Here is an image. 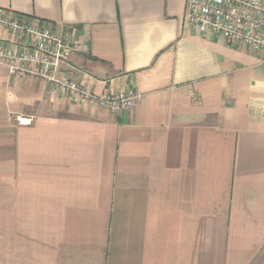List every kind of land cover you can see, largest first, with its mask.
I'll list each match as a JSON object with an SVG mask.
<instances>
[{
    "label": "crops",
    "instance_id": "obj_1",
    "mask_svg": "<svg viewBox=\"0 0 264 264\" xmlns=\"http://www.w3.org/2000/svg\"><path fill=\"white\" fill-rule=\"evenodd\" d=\"M186 0H0L81 49L0 65V264H264V49L194 32ZM15 34L0 24V47ZM18 118L31 119L20 124Z\"/></svg>",
    "mask_w": 264,
    "mask_h": 264
},
{
    "label": "built area",
    "instance_id": "obj_2",
    "mask_svg": "<svg viewBox=\"0 0 264 264\" xmlns=\"http://www.w3.org/2000/svg\"><path fill=\"white\" fill-rule=\"evenodd\" d=\"M185 19L196 33L221 37L255 51L264 49V0H186ZM0 24L16 37L0 47V65L12 75L48 81L77 99L114 111L130 108L142 97L135 91L99 94L71 78H61L60 67L81 49L78 44L33 22L0 16ZM18 122L29 124L31 119L18 118Z\"/></svg>",
    "mask_w": 264,
    "mask_h": 264
}]
</instances>
